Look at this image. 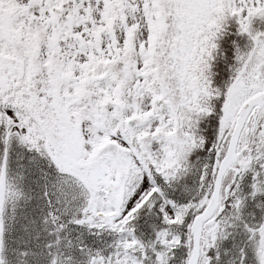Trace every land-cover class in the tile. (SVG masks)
Returning <instances> with one entry per match:
<instances>
[{"label": "snow or ice", "instance_id": "1", "mask_svg": "<svg viewBox=\"0 0 264 264\" xmlns=\"http://www.w3.org/2000/svg\"><path fill=\"white\" fill-rule=\"evenodd\" d=\"M0 264H264V0H0Z\"/></svg>", "mask_w": 264, "mask_h": 264}]
</instances>
